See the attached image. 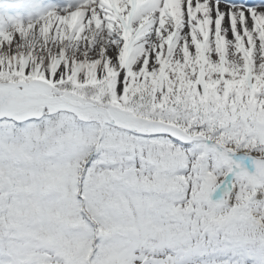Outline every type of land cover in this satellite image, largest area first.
Listing matches in <instances>:
<instances>
[{
    "label": "snow or ice",
    "instance_id": "1",
    "mask_svg": "<svg viewBox=\"0 0 264 264\" xmlns=\"http://www.w3.org/2000/svg\"><path fill=\"white\" fill-rule=\"evenodd\" d=\"M0 264H264V2L0 6Z\"/></svg>",
    "mask_w": 264,
    "mask_h": 264
},
{
    "label": "rangeland",
    "instance_id": "2",
    "mask_svg": "<svg viewBox=\"0 0 264 264\" xmlns=\"http://www.w3.org/2000/svg\"><path fill=\"white\" fill-rule=\"evenodd\" d=\"M11 2H12V0H2V5H0V6L6 7Z\"/></svg>",
    "mask_w": 264,
    "mask_h": 264
},
{
    "label": "bare ground",
    "instance_id": "3",
    "mask_svg": "<svg viewBox=\"0 0 264 264\" xmlns=\"http://www.w3.org/2000/svg\"><path fill=\"white\" fill-rule=\"evenodd\" d=\"M259 2H260V1H259ZM262 2H264V1H262ZM262 2H261V3H262Z\"/></svg>",
    "mask_w": 264,
    "mask_h": 264
}]
</instances>
